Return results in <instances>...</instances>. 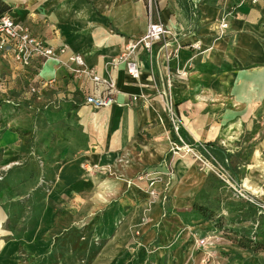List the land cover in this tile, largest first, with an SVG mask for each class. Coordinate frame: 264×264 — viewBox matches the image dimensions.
<instances>
[{"label":"crops","instance_id":"1","mask_svg":"<svg viewBox=\"0 0 264 264\" xmlns=\"http://www.w3.org/2000/svg\"><path fill=\"white\" fill-rule=\"evenodd\" d=\"M0 1L45 44L65 48L59 59L36 60L30 67L0 54L5 65L1 91L15 92L23 101L0 106L1 161L13 160L28 142L42 150L39 154L49 153V167L55 171L51 197L56 202L103 206L97 210L98 233L112 234L92 260L71 252L56 264H159L165 254L170 257L166 264H199L188 252L195 240L181 216L173 212L167 216L168 225L156 229L163 213L148 199L151 172L168 170L172 119L164 107V94L173 104L177 125L200 144L214 139L226 123L264 116V0ZM226 12L228 27L220 30L218 21ZM150 14L178 34L170 43L175 54L166 58L157 43L150 54L139 47L133 56L139 72L134 78L125 62L116 59L129 42L144 34ZM71 55L81 56L82 68L101 81L72 72ZM109 83L115 99L111 106L94 108L85 103L87 94L107 92ZM25 130L29 133H22ZM191 164L186 157L172 160L169 195L175 210L200 184ZM242 186L263 199L264 188L251 187L247 179ZM108 204L112 207L106 208ZM192 221L190 226L201 228L207 223L203 218ZM180 231L184 241L169 248ZM139 235L136 250L145 253L151 245L154 259L150 263L118 259L124 241L136 242ZM27 249L38 255L45 248L33 243ZM3 255L1 264H20L8 253ZM39 259L30 257L27 263L42 264Z\"/></svg>","mask_w":264,"mask_h":264},{"label":"rangeland","instance_id":"2","mask_svg":"<svg viewBox=\"0 0 264 264\" xmlns=\"http://www.w3.org/2000/svg\"><path fill=\"white\" fill-rule=\"evenodd\" d=\"M4 67L0 62V81L5 74ZM18 103L23 101L18 100L15 92L6 95L0 88V106ZM32 108L39 109L36 106ZM176 125L171 120L169 157L165 160L167 172L153 171V177L148 180L149 187L153 183L157 191V195L151 196L147 189L148 199L157 203L160 213L164 214L159 216L162 218L156 229L162 223L167 226L171 220L167 216L175 212L190 229L189 235L195 241H191L194 245L189 247L188 252L200 260L199 264H214L216 261L220 264H264V195L260 200L250 189L242 186L244 179H247L251 187L264 188V116L248 122L226 123L211 139L215 146L235 152L238 164L236 175L228 170L223 160L203 147L183 144L176 132ZM34 147L35 144L26 143L8 163L1 161L0 149V264L2 259H6L4 253H8L11 260L19 259L20 264H28L30 257L40 258L42 264H56L71 252L85 261L92 260L112 235L110 232L98 233L100 212L97 210L104 207L56 202L51 197L55 173L49 167L51 155L44 152L41 155L39 152L42 153V150L37 151ZM255 149L259 151L257 156L253 154ZM175 156L190 159L194 173L200 177L197 189L179 206L181 208H176L178 210L172 207L169 195ZM98 172L106 174V171ZM194 203L206 208L204 217L192 208ZM107 207L112 206L108 204ZM94 211V215L86 214ZM197 218L207 222L203 228L190 226L192 220ZM181 234L180 231L172 241L173 237L170 239L169 248L174 249L181 243ZM135 238L136 242L135 239L124 241L126 243L118 251L117 258H140L150 263L154 259L151 245L145 253L138 251L136 244H140L141 238L140 235ZM33 243H42L45 249L37 255L27 249ZM4 246H7V252ZM18 246L27 251H20ZM169 258L165 254L159 264H166Z\"/></svg>","mask_w":264,"mask_h":264},{"label":"built area","instance_id":"3","mask_svg":"<svg viewBox=\"0 0 264 264\" xmlns=\"http://www.w3.org/2000/svg\"><path fill=\"white\" fill-rule=\"evenodd\" d=\"M255 2L256 0H250ZM229 12L222 14L218 21V27L220 30H225L228 27L227 16ZM178 37V34L168 29L163 22L156 20L149 16L146 31L139 38L129 42L123 53L119 55L116 61L125 62L127 73L137 78L139 75L136 60L133 58L137 49L143 47L147 52H151L154 43L158 44L159 51H163L166 58L174 56L175 49L170 48L171 38ZM195 48H198V44H193ZM65 53V48H53L45 44V42L34 35L31 30L25 24L14 19L9 12H5L0 16V54L12 57L16 62L24 67H30L36 60L47 59H59V56ZM68 61L73 62L75 65L71 67V71L78 74L90 75L94 82H100V78L97 75L91 74L88 69L82 68L84 60L79 55H71ZM109 90L101 91L97 93L87 94L84 98L85 103L91 105L94 108H103L111 106L115 99L110 94V88L112 83L108 84ZM31 91H34V86H31ZM164 107L169 112L171 119H174L173 104L168 94H164ZM136 99L135 96L132 97ZM176 122V121H175ZM177 132V126L175 127ZM181 142L185 145L184 141L179 136ZM152 182H150L151 184ZM153 184V183H152ZM148 188V192L151 196L157 195L156 187Z\"/></svg>","mask_w":264,"mask_h":264},{"label":"trees","instance_id":"4","mask_svg":"<svg viewBox=\"0 0 264 264\" xmlns=\"http://www.w3.org/2000/svg\"><path fill=\"white\" fill-rule=\"evenodd\" d=\"M9 10H10L9 7L5 5L2 1H0V16L5 12H9ZM177 131L181 139L184 141V143L193 147H200V146L203 147L205 150L211 152L212 154L216 155V157L223 160L225 162L226 167H228V170L234 175H236L238 171V164L235 158L236 157L235 152H230L225 149L219 148L217 146H216L217 149L215 150L213 149V147H215V143L211 141L203 142L201 144L196 143L184 133L182 127L179 125H177ZM22 133H29V131L25 130ZM192 208L198 211L202 215V217L206 215V208L203 207L202 205L194 203L192 205Z\"/></svg>","mask_w":264,"mask_h":264}]
</instances>
